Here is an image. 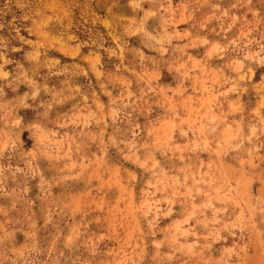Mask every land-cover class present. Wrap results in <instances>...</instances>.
Instances as JSON below:
<instances>
[{
    "label": "rangeland",
    "instance_id": "374dc122",
    "mask_svg": "<svg viewBox=\"0 0 264 264\" xmlns=\"http://www.w3.org/2000/svg\"><path fill=\"white\" fill-rule=\"evenodd\" d=\"M0 264H264V0H0Z\"/></svg>",
    "mask_w": 264,
    "mask_h": 264
}]
</instances>
